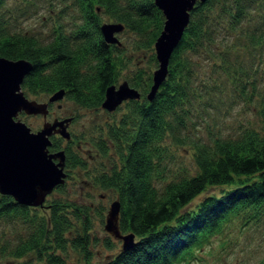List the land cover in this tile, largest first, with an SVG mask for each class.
<instances>
[{
	"label": "trees",
	"instance_id": "obj_1",
	"mask_svg": "<svg viewBox=\"0 0 264 264\" xmlns=\"http://www.w3.org/2000/svg\"><path fill=\"white\" fill-rule=\"evenodd\" d=\"M3 1L0 56L30 61L31 68L21 81V88L30 93L63 88L64 95L80 106L101 104L105 87L116 84L124 61L122 48L106 43L100 33V11L135 32V48L150 49L149 58L154 61L151 66L157 65L152 46L164 16L154 0H73V9L79 11L81 20L74 22L68 32L57 22L46 38L11 29L10 19L16 18L15 13ZM255 2L262 13L264 0L196 1L151 99L146 96L151 84L150 66L135 65L124 74L128 84L139 91V97L126 99L121 117L107 122L106 135L94 140L100 153H106L112 145L117 162L93 174L92 179L102 188L115 190L113 199L119 201L117 225L120 232L133 234L132 246H120L98 262L89 260V210L93 205L69 197L63 183H58L53 189L59 195H50L38 204L45 206L44 211L0 193V220L4 218L10 227L19 222L24 228L23 234L17 231L14 240L0 238V256L21 257L33 252L45 264H64L62 252L71 246L83 251L84 264H179L233 213L244 220L262 213L264 96L258 105V127L243 126L238 133L228 134L207 129L208 136L202 138L189 131L187 125L194 99L201 94L192 69L198 54L218 58L217 63L226 72V66H230L226 44L217 40L213 19L226 20L228 28L238 29L239 37L253 50H264L261 17L255 16L260 21L253 17L249 24L255 23L251 26L242 25L252 16ZM246 66L232 86L238 96L251 100L257 88L252 77L259 75L264 83V59L255 70ZM50 141V151L63 149L65 168L84 166L69 142L62 144L60 135H51ZM168 143L191 145L193 172L165 177L163 154ZM210 188L216 190L207 191ZM101 209L97 210L100 216ZM104 243L112 245L108 236Z\"/></svg>",
	"mask_w": 264,
	"mask_h": 264
},
{
	"label": "rangeland",
	"instance_id": "obj_2",
	"mask_svg": "<svg viewBox=\"0 0 264 264\" xmlns=\"http://www.w3.org/2000/svg\"><path fill=\"white\" fill-rule=\"evenodd\" d=\"M73 0H4V6L12 9L16 18L10 19V28L20 31L36 33L38 37L46 38L50 30H53L57 22L61 23L64 30L70 31L72 25L81 20L80 13L73 9ZM250 17L243 20L245 28L254 17H261L264 21V11L255 2ZM100 22L115 21L107 13L100 11ZM257 16V17H255ZM260 21V20H259ZM260 21L262 24L264 22ZM218 41L226 44V53H229L230 66L228 71L220 68L218 58L208 56L204 52L198 54L195 63H192L193 72L196 76L201 94L196 96L192 105V111L187 123L189 131L202 138L208 136L207 129L222 134L238 133L243 126H259L258 105L264 96V83L259 75L252 77L257 83L253 98L238 96L235 88L237 77H242L243 68L246 65L256 69L260 61L264 59V50L256 48L253 50L242 38L239 37L238 29L231 30L226 20L213 19ZM118 41L117 45L122 48L124 67L117 78V82L124 79V74L129 73L134 66L149 67L153 70L154 64L149 58L150 49L135 48V32L123 27L114 32ZM154 53V48L152 46ZM155 54V53H154ZM251 69V70H252ZM250 70V71H251ZM249 71V72H250ZM251 73V72H250ZM251 76V75H249ZM29 99L46 101L49 93H30L21 88ZM126 99L122 100L116 107L107 109L101 105L97 107H84L76 104L63 95L61 98L50 101V111L46 115L41 113H25L20 111L16 118L23 120L31 130L41 127L43 121L51 120L53 116L69 118L66 122V129L69 132L68 139L62 140V144L69 142L70 148L83 160L84 166L64 167L66 175L63 180V191L69 197L84 203L92 204L89 210V252L87 256L92 262H98L114 252L121 246V240L115 238L104 229V218L109 202L115 197L113 188H102L92 179L93 174L109 169L117 162V154L111 145L106 153H100L94 146V140L99 135H106V123L121 117L125 109ZM217 127V128H216ZM106 138V137H105ZM107 139V138H106ZM192 148L189 143L174 144L168 143L166 152L163 154V168L166 178H174L185 173L193 172L195 165L192 159ZM210 188L207 191H213ZM49 194V193H48ZM59 195V192L52 189L49 195ZM201 196H196L188 206H191ZM45 201V200H44ZM38 210L44 211L45 206H37ZM34 207V206H33ZM101 209V216L97 213ZM33 211V208H30ZM15 222V221H14ZM221 227V228H220ZM220 229L211 232L201 245L187 254L185 260L179 264H264V211L255 218L244 220L239 214H232L227 217L226 222L220 225ZM17 231L24 233L21 223L10 227L3 218L0 220V238L7 237L14 240ZM108 236L112 241L111 246L104 243ZM134 244V240L132 245ZM130 245V246H132ZM64 264H84L85 255L80 248L67 246L62 252ZM189 258V259H187ZM0 264H45L33 252L21 257L11 255L0 256Z\"/></svg>",
	"mask_w": 264,
	"mask_h": 264
},
{
	"label": "water",
	"instance_id": "obj_3",
	"mask_svg": "<svg viewBox=\"0 0 264 264\" xmlns=\"http://www.w3.org/2000/svg\"><path fill=\"white\" fill-rule=\"evenodd\" d=\"M196 1L203 0H154L163 13L164 21L153 42L157 65L151 72V84L146 93L149 99L165 76L169 56L182 35L189 11ZM122 28L123 24L116 21L99 24L106 43H117L114 32ZM30 68L31 63L27 59L0 56V193L10 194L19 203L38 205L56 184L63 182L66 175L63 149L49 151L48 145L50 135L55 132L64 138L69 137L66 129L69 118L45 120L37 130H31L23 120L16 118L20 111L45 115L48 102L64 95V89L59 88L48 95L47 102L26 97L21 90V81ZM135 97H139V91L123 79L105 87L100 105L112 109L122 100ZM118 210V199H112L103 227L122 240L121 248H126L132 245L133 234L120 232Z\"/></svg>",
	"mask_w": 264,
	"mask_h": 264
},
{
	"label": "flooded vegetation",
	"instance_id": "obj_4",
	"mask_svg": "<svg viewBox=\"0 0 264 264\" xmlns=\"http://www.w3.org/2000/svg\"><path fill=\"white\" fill-rule=\"evenodd\" d=\"M49 104H50V102H48V106H49ZM49 111H50V109L48 108L47 113H48ZM45 115H46V114H45ZM55 118H56V119H61L62 116L60 117V116H56V115H55V116L52 117L51 120H53V119H55ZM53 134H55V135H60L58 132H55V133H53ZM53 134H52V135H53ZM50 136H51V135H50ZM60 136H61V135H60ZM61 137H62V136H61ZM69 138H70V137H69ZM64 139L66 140V139H68V138H64V137H62V140H64ZM48 150H49V149H48ZM49 151H50V150H49Z\"/></svg>",
	"mask_w": 264,
	"mask_h": 264
}]
</instances>
